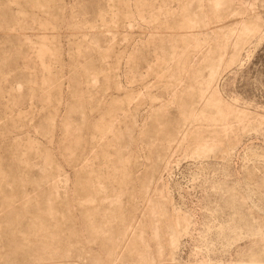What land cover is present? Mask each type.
<instances>
[{"label":"rangeland","instance_id":"obj_1","mask_svg":"<svg viewBox=\"0 0 264 264\" xmlns=\"http://www.w3.org/2000/svg\"><path fill=\"white\" fill-rule=\"evenodd\" d=\"M0 264H264V0H0Z\"/></svg>","mask_w":264,"mask_h":264}]
</instances>
